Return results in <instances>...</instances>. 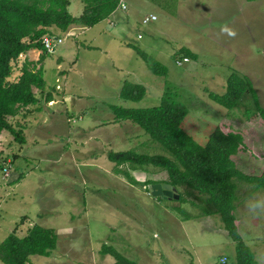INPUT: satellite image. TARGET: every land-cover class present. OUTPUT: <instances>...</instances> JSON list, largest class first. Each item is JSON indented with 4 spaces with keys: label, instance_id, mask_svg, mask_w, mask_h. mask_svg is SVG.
Wrapping results in <instances>:
<instances>
[{
    "label": "rangeland",
    "instance_id": "1",
    "mask_svg": "<svg viewBox=\"0 0 264 264\" xmlns=\"http://www.w3.org/2000/svg\"><path fill=\"white\" fill-rule=\"evenodd\" d=\"M122 2L123 8L117 4L90 26H49L60 41L36 62L44 87L32 88L40 98L6 116L21 126L24 141L0 130V240L12 229L24 234L35 222L54 229L55 246L47 255L29 254L25 264H104L113 258L100 252L102 243L136 264H235L234 242L218 213L202 212L200 193L179 186L170 195H153L149 183H130L113 171L107 149L168 153L134 122L113 119L108 105L177 100L187 109L181 125L199 144L218 121L227 120L243 130L254 152L234 155L235 164L247 173L259 171L264 133L245 114L253 109L249 95L242 93L228 108L207 93L222 92L226 76L236 71L249 77L264 107V0ZM81 8V0H69L72 15ZM148 13L155 18L141 22ZM31 48L19 54L10 77L24 60H36L40 50ZM183 48L193 54L176 64ZM152 60L164 65V74L150 71ZM124 80L145 86L139 100L119 96ZM50 91L54 104L47 106L43 95ZM127 170L140 181L166 176L150 164ZM178 192L185 201H178ZM233 204L254 264H264V190L238 180Z\"/></svg>",
    "mask_w": 264,
    "mask_h": 264
},
{
    "label": "trees",
    "instance_id": "2",
    "mask_svg": "<svg viewBox=\"0 0 264 264\" xmlns=\"http://www.w3.org/2000/svg\"><path fill=\"white\" fill-rule=\"evenodd\" d=\"M81 1V11L72 15L67 10L69 0H0V130L9 131L19 143L24 141L21 126L11 125L6 116L14 115L20 107L38 100L32 87L43 89L41 65H36L46 52L41 37L51 34L50 25L60 30H65L72 23L90 26L108 16L119 0ZM127 45L146 60V54L140 48L130 43ZM31 47L40 50L36 60H24L17 66L18 72L10 77L19 54ZM179 53L188 57L193 54L185 48ZM147 65L153 73H165L164 65L157 60L147 61ZM144 92L142 83L129 80L122 81L118 89L119 96L129 100H139ZM244 92L249 95L253 106L252 110H245V114L250 121L260 125L264 133V107L260 105L247 75L230 71L222 92L208 91L207 95L229 108ZM43 99L48 101L50 92H46ZM108 108L113 119L134 122L168 153H148L134 148L107 149L105 156L112 162L113 171L123 175L130 183L146 185L153 181L137 180L127 169L150 164L164 170L166 176L161 181L175 188L183 186L186 193L191 190L200 193L205 204L202 212L218 213L225 233L234 242L235 264H254L252 252L237 230L233 200L238 180L264 190V161L259 171L253 173L244 172L235 164L234 155L246 151L254 154L243 130L222 119L209 132L204 144H199L181 125L187 113L185 106L165 96L155 105L110 103ZM177 194L178 201L186 200L179 192ZM175 208L183 212L180 206ZM184 217L188 216L184 214ZM55 241L54 229L39 223H32L22 235H17L12 229L0 240V261L3 264H25L29 254L47 255L55 246ZM100 252L109 253L113 258L104 264H136L111 245L102 243Z\"/></svg>",
    "mask_w": 264,
    "mask_h": 264
},
{
    "label": "built area",
    "instance_id": "3",
    "mask_svg": "<svg viewBox=\"0 0 264 264\" xmlns=\"http://www.w3.org/2000/svg\"><path fill=\"white\" fill-rule=\"evenodd\" d=\"M117 4L119 7H122V8L125 6L124 3L122 2V0H119ZM154 18H155V15L153 13H148V14H145L141 17V22H147V21L154 19ZM137 36H139V33L137 34ZM40 41L43 44L45 50L49 51L51 49L52 42L53 41L59 42L60 37L52 36L51 34H45L41 37ZM186 60H188V56L182 55L181 58L175 59V62H176V64H180L182 61H186Z\"/></svg>",
    "mask_w": 264,
    "mask_h": 264
},
{
    "label": "water",
    "instance_id": "4",
    "mask_svg": "<svg viewBox=\"0 0 264 264\" xmlns=\"http://www.w3.org/2000/svg\"><path fill=\"white\" fill-rule=\"evenodd\" d=\"M148 187H150V193L153 195H161L162 192H164L166 195L171 194V189H174L173 186L170 185L168 182H152L147 184Z\"/></svg>",
    "mask_w": 264,
    "mask_h": 264
},
{
    "label": "crops",
    "instance_id": "5",
    "mask_svg": "<svg viewBox=\"0 0 264 264\" xmlns=\"http://www.w3.org/2000/svg\"><path fill=\"white\" fill-rule=\"evenodd\" d=\"M32 49L33 48H28L27 50H25V52H26V54H28V52H31L32 51ZM44 87V86H43ZM32 90H33V88H32ZM40 91H43V89L42 90H40ZM51 92V91H50ZM45 94V93H44ZM38 98H40V97H38ZM53 100V98H52V92L50 93V99L48 100V101H45L46 102V105L47 106H51L52 104H54V101H52ZM33 104H35V103H32V104H27V105H25V106H22V107H20V109L21 108H26V107H28L29 105H33ZM19 111V110H18ZM17 111V112H18ZM35 114V111L34 112H29V114L27 115V119H29L31 116H33Z\"/></svg>",
    "mask_w": 264,
    "mask_h": 264
},
{
    "label": "clouds",
    "instance_id": "6",
    "mask_svg": "<svg viewBox=\"0 0 264 264\" xmlns=\"http://www.w3.org/2000/svg\"><path fill=\"white\" fill-rule=\"evenodd\" d=\"M257 203H259V202H257Z\"/></svg>",
    "mask_w": 264,
    "mask_h": 264
}]
</instances>
